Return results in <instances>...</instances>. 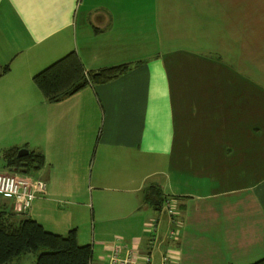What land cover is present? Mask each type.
Wrapping results in <instances>:
<instances>
[{
    "label": "crops",
    "instance_id": "1",
    "mask_svg": "<svg viewBox=\"0 0 264 264\" xmlns=\"http://www.w3.org/2000/svg\"><path fill=\"white\" fill-rule=\"evenodd\" d=\"M73 51L87 73L131 68L46 101L34 76ZM198 51L232 69L197 53L218 85L195 92ZM11 148L43 155L29 175L48 186L26 211L1 202L76 229L93 264L115 246L138 264L264 258V0H0V157ZM151 186L176 215L145 199Z\"/></svg>",
    "mask_w": 264,
    "mask_h": 264
},
{
    "label": "trees",
    "instance_id": "2",
    "mask_svg": "<svg viewBox=\"0 0 264 264\" xmlns=\"http://www.w3.org/2000/svg\"><path fill=\"white\" fill-rule=\"evenodd\" d=\"M131 66L121 64L96 73H87L83 63L73 51L52 63L34 76L46 101L59 102L81 90L89 83L106 82L127 72ZM9 65L3 69L6 73ZM1 73V74H2ZM19 149L11 148L3 153L5 167L10 173L31 174L43 164V155L31 151L18 156ZM12 171V172H11ZM0 195V264H23L19 258L25 253H36V264H93V247L80 244L76 229L67 235L46 230L42 224L24 214L20 215L1 202ZM145 199L158 211L167 200L164 191L151 186ZM251 264H264V258Z\"/></svg>",
    "mask_w": 264,
    "mask_h": 264
},
{
    "label": "built area",
    "instance_id": "3",
    "mask_svg": "<svg viewBox=\"0 0 264 264\" xmlns=\"http://www.w3.org/2000/svg\"><path fill=\"white\" fill-rule=\"evenodd\" d=\"M47 182L44 179L37 178L25 173L0 172V195L12 198L21 211L28 210L33 201L42 196L47 191ZM173 202L170 199L165 201L163 211L169 215L175 214ZM159 220L153 224V230H157ZM145 261L149 263L151 256H146ZM167 258H165V264ZM139 257L136 252L127 249L125 255H121V248L115 246L110 254L108 264H138Z\"/></svg>",
    "mask_w": 264,
    "mask_h": 264
},
{
    "label": "rangeland",
    "instance_id": "4",
    "mask_svg": "<svg viewBox=\"0 0 264 264\" xmlns=\"http://www.w3.org/2000/svg\"><path fill=\"white\" fill-rule=\"evenodd\" d=\"M194 53V52H192ZM196 54L197 53H200L204 59H208V63H210V65L213 66V69L216 71L218 69V74L222 75L224 72H226L227 69H232V67L228 68V66H226V62H224L222 60V58L214 53V54H211V53H207L205 51H198V52H195ZM195 58H193V67L190 71V75L192 77V80H198L197 84H190V87H193V90L196 92V91H202L203 89V86L206 84V83H211L210 79H213L214 78V75L211 76L210 78H207L206 76V67L204 68L203 72H200L199 74V69L201 68V65L202 63L199 65L198 62L195 63L196 60H198L199 58L200 59H203V57H201L200 55L197 54V56H194ZM211 69V68H210ZM237 69V68H236ZM212 70V69H211ZM187 71V74H186V77L189 75V72L188 70ZM245 73V72H243ZM214 74V73H213ZM246 75V74H245ZM216 76V75H215ZM214 82L216 85H218L217 83V79L214 78ZM193 98L197 97V96H192ZM195 113V112H193ZM258 149V148H257ZM259 150V149H258ZM256 154H258L256 151H255ZM237 158V156H236ZM195 164H191V166L193 167ZM209 165H212V164H209ZM208 165V166H209ZM197 166V165H195ZM214 166V164L212 165ZM4 167H5V161L2 157H0V170H4ZM180 169V168H178ZM185 168L182 169V171H184ZM170 171L172 172V168L170 169ZM180 172V171H179ZM178 174V171L176 172ZM191 173H194V171L192 170ZM176 174V175H177ZM212 181H214V179H211ZM3 201H5V203H7L6 201V198H1ZM9 199V198H7ZM177 207H175V205H173V209L175 211V214L176 215L178 213V210H176ZM20 262L23 263V264H36L37 263V254L36 253H25L24 255H22L21 258H19Z\"/></svg>",
    "mask_w": 264,
    "mask_h": 264
},
{
    "label": "water",
    "instance_id": "5",
    "mask_svg": "<svg viewBox=\"0 0 264 264\" xmlns=\"http://www.w3.org/2000/svg\"><path fill=\"white\" fill-rule=\"evenodd\" d=\"M22 151H24V150H22ZM27 151V150H26ZM19 156H22V152L19 154Z\"/></svg>",
    "mask_w": 264,
    "mask_h": 264
}]
</instances>
